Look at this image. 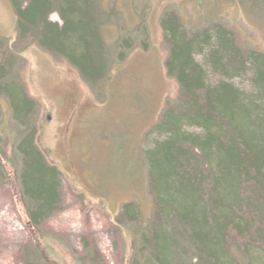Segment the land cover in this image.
<instances>
[{
    "label": "rangeland",
    "instance_id": "1",
    "mask_svg": "<svg viewBox=\"0 0 264 264\" xmlns=\"http://www.w3.org/2000/svg\"><path fill=\"white\" fill-rule=\"evenodd\" d=\"M96 1L106 74L98 85L87 86L31 37L18 42L9 0H0L3 79L20 83L36 102L31 121L37 145L61 174L59 209L31 229L18 159L13 171L0 172V264H151L141 254L153 222L143 152L178 94L176 81L166 75L161 20L172 14L191 34L221 27L243 51L264 53V0ZM48 20L60 24L55 13ZM248 79L233 83L244 87ZM21 130L0 95V138L8 150ZM127 203L137 205L139 217L119 223Z\"/></svg>",
    "mask_w": 264,
    "mask_h": 264
},
{
    "label": "trees",
    "instance_id": "2",
    "mask_svg": "<svg viewBox=\"0 0 264 264\" xmlns=\"http://www.w3.org/2000/svg\"><path fill=\"white\" fill-rule=\"evenodd\" d=\"M9 3L18 42L31 37L87 86L105 79L96 0ZM54 13L60 24L48 20ZM160 26L166 75L178 94L143 152L153 222L141 254L151 264H264V53L243 51L221 27L186 33L172 14ZM243 76L247 85L237 87L233 80ZM3 77L0 67V95L22 130L9 150L0 138V172L13 171L18 159L20 193L29 225L37 229L59 209L61 174L37 145L36 102L20 83ZM138 211L135 203L124 204L117 220L136 222Z\"/></svg>",
    "mask_w": 264,
    "mask_h": 264
}]
</instances>
